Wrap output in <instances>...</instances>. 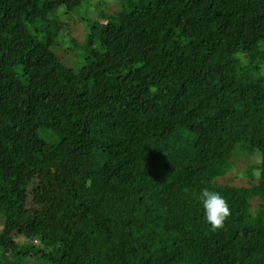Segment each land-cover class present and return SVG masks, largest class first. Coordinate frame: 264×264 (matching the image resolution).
Instances as JSON below:
<instances>
[{"label":"trees","instance_id":"1","mask_svg":"<svg viewBox=\"0 0 264 264\" xmlns=\"http://www.w3.org/2000/svg\"><path fill=\"white\" fill-rule=\"evenodd\" d=\"M84 1L0 0V264H264V0H114L73 68ZM49 170L70 203L18 238Z\"/></svg>","mask_w":264,"mask_h":264},{"label":"rangeland","instance_id":"2","mask_svg":"<svg viewBox=\"0 0 264 264\" xmlns=\"http://www.w3.org/2000/svg\"><path fill=\"white\" fill-rule=\"evenodd\" d=\"M117 5L118 3L114 2V0H86L76 11L72 12L74 15L71 16L76 21L73 19L69 20L68 17L67 19L63 15L65 21L69 23L70 30L68 34L70 35H64L63 38L61 37V45L57 47V53L62 56L61 58L66 61L68 65L73 68H77L82 62H84L86 56V51L83 48L85 41L84 36L86 34L85 26L87 28L92 22L99 21L106 15L115 12L118 8ZM61 11L65 13L64 9H61ZM77 20L81 21L83 24L81 22H77ZM72 38L75 39L74 42L71 40ZM257 160L258 156H254L251 158V163L254 164ZM249 165L250 163L247 161L246 167H248V170L251 167ZM241 172L242 169L239 164L238 168L236 167L232 173H229V178L227 177V179L235 177V180L232 181L233 183H237L239 185L246 184L248 179L242 177ZM58 180L59 177L51 170L45 172L38 178V180H36L38 182L45 181L47 185L45 184L43 186L40 193L32 195L30 205L26 208L21 221L17 225V230L20 228L25 231L24 234L19 235L18 238L26 239V235L29 236L30 234L34 237L32 233L24 230L26 228V224L34 218L45 220V209L49 203L55 201L62 203L65 207H68L67 205L70 203L72 192L64 186L58 185ZM73 180L80 181L78 177H74L71 178L68 183L71 184V181ZM79 192L82 194V187L79 188ZM4 220L5 218L3 214L0 213V232L4 224Z\"/></svg>","mask_w":264,"mask_h":264},{"label":"clouds","instance_id":"3","mask_svg":"<svg viewBox=\"0 0 264 264\" xmlns=\"http://www.w3.org/2000/svg\"><path fill=\"white\" fill-rule=\"evenodd\" d=\"M200 201L204 209V218L212 230L223 227L225 220L230 215V208L227 200L218 192L203 189L200 194Z\"/></svg>","mask_w":264,"mask_h":264}]
</instances>
